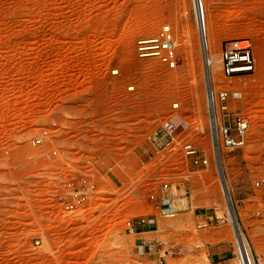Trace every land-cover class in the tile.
Returning a JSON list of instances; mask_svg holds the SVG:
<instances>
[{
    "label": "rangeland",
    "instance_id": "rangeland-1",
    "mask_svg": "<svg viewBox=\"0 0 264 264\" xmlns=\"http://www.w3.org/2000/svg\"><path fill=\"white\" fill-rule=\"evenodd\" d=\"M210 3L222 64L208 87L194 0H0V264H154L137 255L144 236L127 231L140 218L147 232L161 223L163 254L181 246V263L210 264L207 245L235 243L240 227L264 264V0ZM165 23L175 69L136 55V35ZM227 46L251 47L257 70L226 77ZM209 89L220 122L221 91L241 92L230 108L251 117L243 148L222 145L217 159ZM186 142L209 165H192ZM70 184L84 204L71 208ZM167 196L174 218L158 206ZM201 214L221 224L197 223Z\"/></svg>",
    "mask_w": 264,
    "mask_h": 264
},
{
    "label": "built area",
    "instance_id": "built-area-1",
    "mask_svg": "<svg viewBox=\"0 0 264 264\" xmlns=\"http://www.w3.org/2000/svg\"><path fill=\"white\" fill-rule=\"evenodd\" d=\"M197 9L196 19L199 30L205 34V21L204 12L201 0H196ZM136 55L142 60H157L161 64L165 65L169 69H175L178 64L177 60V45L173 35L172 27L165 23L161 26L149 30L142 31L136 35ZM223 64L225 76L229 78L237 77L240 75L251 74L257 70V61L255 54L251 47H226L223 52ZM118 75L119 71H113ZM129 92L135 91V86L128 87ZM211 97L213 102V108L216 103L215 92L211 91ZM241 99L242 93L235 91H221L218 95V100L221 105L222 118L221 122L218 120L217 112L213 111V124L211 127V134L213 139V147L220 150L223 145L226 148L232 150H239L246 144L247 134L250 126V121L242 116L238 110L230 108V100ZM174 108H179V104H175ZM183 125V124H182ZM187 124L183 128H186ZM174 132V129L171 130ZM41 142H34V145ZM182 150L185 156L191 161L194 166H207L209 165V159L204 152L198 149L195 144L186 142L182 146ZM48 159H51V155L48 154ZM88 182L84 180L83 186ZM74 189V200L72 201L71 208L82 205L86 202L87 197L83 190L76 187L75 184H70ZM169 183L163 185V189L166 192L171 190ZM175 197V196H174ZM69 206V205H68ZM158 206L162 215L167 218H174L178 214V208L173 196H167L158 199ZM217 224L220 225L221 221L218 219ZM209 224V223H207ZM150 222L148 218H140L136 221H129L126 223L127 231L129 234H137L140 231H147L150 229ZM204 228V226H202ZM39 244V242H37ZM234 251V258L236 264H261L250 250V247L243 239H237L232 247ZM138 264H146L140 262ZM154 264H167L164 259L157 260Z\"/></svg>",
    "mask_w": 264,
    "mask_h": 264
},
{
    "label": "crops",
    "instance_id": "crops-1",
    "mask_svg": "<svg viewBox=\"0 0 264 264\" xmlns=\"http://www.w3.org/2000/svg\"><path fill=\"white\" fill-rule=\"evenodd\" d=\"M200 219L204 221L206 224H214L216 221L215 216L201 214L196 215V222L200 223ZM198 228H202V225H199ZM160 231H161V223L157 220L155 224V229L153 231H140L134 236L143 235V239L140 246L137 249V255L144 258H156L155 261L162 259L163 257L167 258L171 255L172 260L177 261V264H191L190 261L186 263L180 262V255L183 253V249L181 246L170 248L167 250L165 254L163 252L167 248V244L160 240ZM234 243L221 241L217 244H208L207 249L208 252V261L210 264H236V260L234 258V251L232 250ZM175 254V256H174Z\"/></svg>",
    "mask_w": 264,
    "mask_h": 264
},
{
    "label": "bare ground",
    "instance_id": "bare-ground-1",
    "mask_svg": "<svg viewBox=\"0 0 264 264\" xmlns=\"http://www.w3.org/2000/svg\"><path fill=\"white\" fill-rule=\"evenodd\" d=\"M210 1L212 0H201L202 6H203V12H204V21H205V34L200 30V40H201V49L203 52L204 60H205V66L209 70L207 71L208 74H206V80H207V86L209 87L210 84L212 83V80L215 78L214 70L217 65H221L222 61H218L215 58V48H216V39L220 36L221 33V21H220V16L215 15L212 19L211 11L214 9H217L216 4L213 6L211 5ZM194 5L195 9H197L196 5V0H194ZM187 15L189 14L188 12H185ZM234 14L231 15L233 17ZM183 26V24H182ZM184 29V27H183ZM194 38L193 35L187 34L183 37V39L180 41L182 44H188L192 39ZM150 69V67L148 68ZM229 86L224 85V89H227ZM211 91L209 89L208 92V105L209 109L211 112V122L213 124L214 118L213 116V102H212V97H211ZM248 119H251V117H248ZM183 126H185L186 123H182ZM207 126V123L204 121H199L197 125L194 126L193 129L195 130H201ZM214 149V154L216 156V159L219 156L218 149L216 147ZM218 161V160H217ZM224 196L226 198V201H228V193L226 188H223ZM231 222L234 224L233 217L231 216ZM237 237L239 239H244V234L242 233L240 227L239 231L236 230Z\"/></svg>",
    "mask_w": 264,
    "mask_h": 264
}]
</instances>
